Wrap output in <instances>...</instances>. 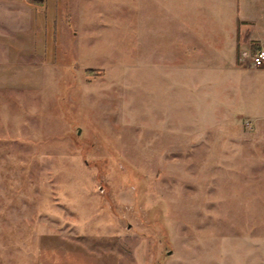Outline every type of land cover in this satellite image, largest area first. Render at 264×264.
Here are the masks:
<instances>
[{
	"label": "rangeland",
	"instance_id": "374dc122",
	"mask_svg": "<svg viewBox=\"0 0 264 264\" xmlns=\"http://www.w3.org/2000/svg\"><path fill=\"white\" fill-rule=\"evenodd\" d=\"M174 21L0 0V264H264V73L175 60ZM222 139L232 161L203 162ZM203 164L232 168L209 226Z\"/></svg>",
	"mask_w": 264,
	"mask_h": 264
},
{
	"label": "crops",
	"instance_id": "0c3cea01",
	"mask_svg": "<svg viewBox=\"0 0 264 264\" xmlns=\"http://www.w3.org/2000/svg\"><path fill=\"white\" fill-rule=\"evenodd\" d=\"M154 1L164 3L169 17L175 18L174 22L181 26L176 30L177 35L174 27L165 28L169 34L170 31L174 34L171 42L174 51L170 55L175 60L191 59L196 64L220 66L222 76L226 71L241 72L250 66L264 73V64L251 63V54L264 45V0ZM1 73L0 70V89L13 86L11 77H2ZM216 144L217 151H208L206 157H202L203 162L232 161V149L227 148L232 146V139L218 140ZM176 146V142L170 144L169 154H176ZM201 177L202 223L209 226L215 222V214L212 215L215 203L218 210L227 208L224 196L227 189L232 190V168L203 164Z\"/></svg>",
	"mask_w": 264,
	"mask_h": 264
},
{
	"label": "built area",
	"instance_id": "2783aa9c",
	"mask_svg": "<svg viewBox=\"0 0 264 264\" xmlns=\"http://www.w3.org/2000/svg\"><path fill=\"white\" fill-rule=\"evenodd\" d=\"M251 63L255 66L264 64V45H260L251 54Z\"/></svg>",
	"mask_w": 264,
	"mask_h": 264
},
{
	"label": "trees",
	"instance_id": "16d2710c",
	"mask_svg": "<svg viewBox=\"0 0 264 264\" xmlns=\"http://www.w3.org/2000/svg\"><path fill=\"white\" fill-rule=\"evenodd\" d=\"M29 1H32V0H29Z\"/></svg>",
	"mask_w": 264,
	"mask_h": 264
}]
</instances>
